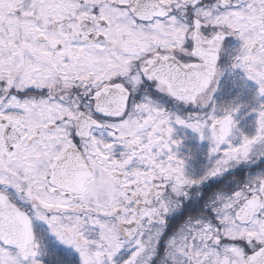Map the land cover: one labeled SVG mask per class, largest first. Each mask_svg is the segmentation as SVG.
I'll use <instances>...</instances> for the list:
<instances>
[{
    "label": "snow or ice",
    "instance_id": "obj_1",
    "mask_svg": "<svg viewBox=\"0 0 264 264\" xmlns=\"http://www.w3.org/2000/svg\"><path fill=\"white\" fill-rule=\"evenodd\" d=\"M0 264H264V0H0Z\"/></svg>",
    "mask_w": 264,
    "mask_h": 264
}]
</instances>
